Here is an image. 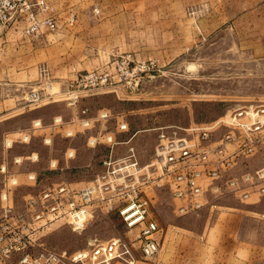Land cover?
I'll return each mask as SVG.
<instances>
[{
    "label": "rangeland",
    "instance_id": "374dc122",
    "mask_svg": "<svg viewBox=\"0 0 264 264\" xmlns=\"http://www.w3.org/2000/svg\"><path fill=\"white\" fill-rule=\"evenodd\" d=\"M39 1L17 0L15 18L1 24L22 36H43L46 51L39 78L24 79L28 88L22 105L30 112L0 123V213L6 203L16 212L24 211L28 199L39 200L45 188H83L102 170V159L111 149L104 136H113L118 154L126 150L123 142L132 138L145 165L153 159L160 126L216 125L218 135L229 129L219 122L233 110L264 101V0H44V8ZM29 4L39 19L53 18L55 27L24 34ZM92 71L107 75L108 81L93 92L82 91L76 106L59 96L39 106H31L27 99L32 90L46 97L62 93ZM253 160L248 169L254 173L264 169V148ZM243 169L240 165V174ZM6 190L9 198L3 199ZM145 190L163 228L161 241L166 227L174 223L185 236L198 238L215 222L219 204L214 198L209 202L216 206L210 203L181 214V203L165 187ZM224 199L220 205L227 212L243 202ZM247 202L251 224L238 232L247 245L239 247L237 255L230 247L222 248L221 264H264V192ZM234 221L227 218L228 228ZM135 232L124 228L116 211L99 205L81 230L60 220L40 230L35 240L72 253L89 248L93 240L107 243L132 238ZM222 235L230 238V232ZM135 257V264H158L159 259L158 255L155 261H146L137 251ZM214 258L208 255L206 263ZM181 261L176 247L169 264Z\"/></svg>",
    "mask_w": 264,
    "mask_h": 264
},
{
    "label": "built area",
    "instance_id": "2783aa9c",
    "mask_svg": "<svg viewBox=\"0 0 264 264\" xmlns=\"http://www.w3.org/2000/svg\"><path fill=\"white\" fill-rule=\"evenodd\" d=\"M38 3L43 8L46 4L44 0ZM18 5L17 0H0V24L13 21ZM30 7L31 4L27 5L26 12L30 13L25 20L29 24L24 34L55 27L53 18L39 19ZM107 81V75L92 71L82 74L62 93L52 92L46 97L43 92L32 90L27 99L31 106H39L46 99L59 96L76 106L82 91L93 92ZM83 123L88 125L89 120ZM219 123L229 129L218 135L216 125L160 126L153 159L145 165L131 143L132 138L123 142L126 150L118 154L114 150L113 136H104L111 149L102 159V170L83 188L70 189L63 185L45 188L39 200L28 199L22 212H16L10 203L3 206L0 264H111L117 260L135 264L136 251L144 260L152 262L161 250L163 228L153 215L152 201L145 188L165 187L174 200L181 201L178 208L181 214L193 213L211 203L201 199L204 183L208 181L214 182L212 193L218 200L237 194L248 197V189L254 187L264 192V169L255 173L248 169L249 159L264 148V101L249 102ZM121 129H126V124H122ZM240 165L244 167L243 174L238 171ZM7 179L12 184L17 183L15 177L7 176ZM2 198H9L7 190ZM216 204L211 203V206ZM99 205L116 211L126 230H136L133 237L115 238L107 243L93 240L89 248L72 253L55 251L36 242L38 232L56 221L66 220L74 230H81L94 206Z\"/></svg>",
    "mask_w": 264,
    "mask_h": 264
},
{
    "label": "crops",
    "instance_id": "0c3cea01",
    "mask_svg": "<svg viewBox=\"0 0 264 264\" xmlns=\"http://www.w3.org/2000/svg\"><path fill=\"white\" fill-rule=\"evenodd\" d=\"M45 51L46 41L43 36H22L14 28L0 24V123L24 116L30 112L31 109H26L27 105H22L25 90L28 88L24 79L30 75L36 77V79L39 78L41 65L44 63L42 62L44 59L42 56ZM19 131H21V134H26L24 129ZM19 131H17V134ZM9 135H11V132H8ZM253 159L254 156L250 158L251 166ZM213 184L214 182L211 181L204 183V193L201 197L203 201L209 202L215 198L212 193ZM248 190H250V194L245 198L237 194L224 196L219 200L216 199L219 210L217 207L214 217L215 222L210 226L206 225L205 233L201 237L191 238L185 236V233L179 232L180 227L174 225L175 223L170 227L168 226L169 228L166 227V234L161 241L162 247L158 264H169L176 247H178V252L182 256V264H207L208 255L215 257L214 261H210L209 264H221L218 261V256L222 254L220 250L227 247H230L231 254L237 255L239 247L247 245L246 238L238 232L240 230L244 231L249 223L251 224L248 216L249 205L247 200L261 193L257 187ZM224 198L240 199L239 201L243 202L237 204L235 211L227 212L220 205ZM174 201L177 204L181 203V201ZM176 213H178L177 210ZM227 218H231L232 221L235 220L231 228H228ZM181 229L184 230V228ZM228 232H230V238L222 235L223 233L228 234Z\"/></svg>",
    "mask_w": 264,
    "mask_h": 264
}]
</instances>
